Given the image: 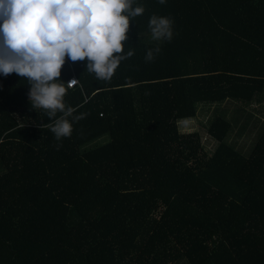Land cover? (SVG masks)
Returning <instances> with one entry per match:
<instances>
[{"label":"trees","instance_id":"obj_1","mask_svg":"<svg viewBox=\"0 0 264 264\" xmlns=\"http://www.w3.org/2000/svg\"><path fill=\"white\" fill-rule=\"evenodd\" d=\"M135 6L134 55L110 82L65 58L70 138L0 74V264H264V0ZM153 14L170 42L151 38ZM201 111L212 153L180 126Z\"/></svg>","mask_w":264,"mask_h":264},{"label":"clouds","instance_id":"obj_2","mask_svg":"<svg viewBox=\"0 0 264 264\" xmlns=\"http://www.w3.org/2000/svg\"><path fill=\"white\" fill-rule=\"evenodd\" d=\"M136 0H0V74H16L28 81L29 101L50 119L45 124L56 141L70 138L73 108L65 104V83L59 80L66 57L87 61L86 71L98 81L110 82L119 63L131 58L122 42L130 22L143 15ZM165 4L166 0H158ZM173 20L153 14L148 22L151 38H173ZM160 47L148 49L152 62ZM116 54V55H114ZM73 82H69L71 84ZM58 113H61L59 117ZM84 118L74 117L75 120Z\"/></svg>","mask_w":264,"mask_h":264},{"label":"rangeland","instance_id":"obj_3","mask_svg":"<svg viewBox=\"0 0 264 264\" xmlns=\"http://www.w3.org/2000/svg\"><path fill=\"white\" fill-rule=\"evenodd\" d=\"M224 107L221 108V110H223L221 112H223V113L225 112L224 114H226V116L228 118L232 119L233 117H235L237 115L235 108H231L230 106H224ZM251 110L253 111V109H251ZM253 112L257 113V111H253ZM211 114L212 113L209 112V115H211ZM206 119H207V117H205V112L201 111L198 119H193L191 121H185V122L181 123L180 126L182 127L184 132H198L199 135H201V137H202V144H204V146L208 152L212 153L216 144L214 141H212L208 137L207 133L204 130V125L201 123L202 121H205ZM246 134L243 137H240L238 134H235L234 140H231V142L233 144L237 143L240 145L251 143V140H249L246 137Z\"/></svg>","mask_w":264,"mask_h":264},{"label":"built area","instance_id":"obj_4","mask_svg":"<svg viewBox=\"0 0 264 264\" xmlns=\"http://www.w3.org/2000/svg\"><path fill=\"white\" fill-rule=\"evenodd\" d=\"M69 82H73V83L68 84ZM68 83H67V85H68L69 88H74L75 86L78 85V82H77V80H76L75 77L71 78V79L68 81Z\"/></svg>","mask_w":264,"mask_h":264}]
</instances>
